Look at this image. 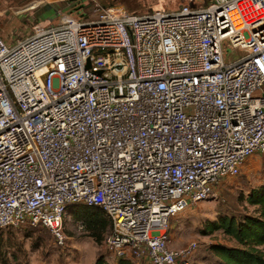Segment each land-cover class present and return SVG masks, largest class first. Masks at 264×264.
Listing matches in <instances>:
<instances>
[{
	"label": "built area",
	"instance_id": "1",
	"mask_svg": "<svg viewBox=\"0 0 264 264\" xmlns=\"http://www.w3.org/2000/svg\"><path fill=\"white\" fill-rule=\"evenodd\" d=\"M94 12L0 33V230L63 241L69 207H98L117 259L190 264L171 219L264 155V0Z\"/></svg>",
	"mask_w": 264,
	"mask_h": 264
},
{
	"label": "rangeland",
	"instance_id": "2",
	"mask_svg": "<svg viewBox=\"0 0 264 264\" xmlns=\"http://www.w3.org/2000/svg\"><path fill=\"white\" fill-rule=\"evenodd\" d=\"M182 2L183 0H179ZM178 0H0V32L6 44L11 47L17 40L31 34L35 24L46 27L59 23V17L66 15L78 21L98 16L95 7H123L133 14H146L156 11H173L178 8ZM209 5L211 0H196ZM226 58L233 54L229 41L224 43ZM264 185V155L256 154L245 163L241 175L223 179L216 187V198L202 202L188 211L171 219L169 236L171 246L180 249L190 242H197L199 249L190 264H216L212 245H230L231 240L222 231L210 232V224L219 220V213L230 207L238 214L253 212L245 201L248 192ZM72 207L67 209L63 225V241L52 231L41 227L11 230L16 234L18 246L7 249L0 256V264H95L105 255V260L115 264L119 259L107 252L105 243L97 245L81 231L80 222L73 216ZM10 233L8 229H5ZM131 259L138 264L140 261Z\"/></svg>",
	"mask_w": 264,
	"mask_h": 264
},
{
	"label": "trees",
	"instance_id": "3",
	"mask_svg": "<svg viewBox=\"0 0 264 264\" xmlns=\"http://www.w3.org/2000/svg\"><path fill=\"white\" fill-rule=\"evenodd\" d=\"M245 201L253 208L252 213L238 214L236 208L231 210L227 207L219 213V220L209 226L210 232L222 231L231 240L230 245H212L211 251L217 258L216 264H264V185L251 189ZM71 210L73 216L85 226L88 236L97 245H102L111 228V222L105 212L98 207L86 206H73ZM39 227L51 231L49 228ZM14 229L19 228H9L7 237L4 230H0V256L7 249L14 250L18 246L16 234L11 231ZM106 251L109 252L107 248ZM95 264L110 263L103 255ZM115 264L138 263L131 259H121Z\"/></svg>",
	"mask_w": 264,
	"mask_h": 264
},
{
	"label": "crops",
	"instance_id": "4",
	"mask_svg": "<svg viewBox=\"0 0 264 264\" xmlns=\"http://www.w3.org/2000/svg\"><path fill=\"white\" fill-rule=\"evenodd\" d=\"M177 5H178V8L177 9H179L180 7H182L184 5H190L192 7H204L205 6V5H202V4L197 3L196 0H183L182 2L179 1L177 3ZM25 37H27V36H25ZM140 264H141V262H140Z\"/></svg>",
	"mask_w": 264,
	"mask_h": 264
}]
</instances>
